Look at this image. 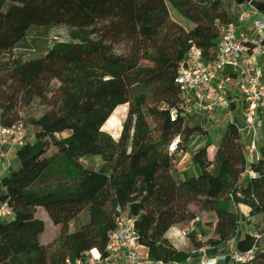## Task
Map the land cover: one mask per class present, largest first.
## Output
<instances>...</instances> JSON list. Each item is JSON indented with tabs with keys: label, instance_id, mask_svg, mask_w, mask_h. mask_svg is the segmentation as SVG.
Listing matches in <instances>:
<instances>
[{
	"label": "rangeland",
	"instance_id": "374dc122",
	"mask_svg": "<svg viewBox=\"0 0 264 264\" xmlns=\"http://www.w3.org/2000/svg\"><path fill=\"white\" fill-rule=\"evenodd\" d=\"M239 9L240 0L4 1L0 122L26 125L19 149L27 165L11 190L15 215L0 236V264H77L80 226L108 230L102 187L110 167L156 130L178 97L174 78L188 41L214 47ZM236 116L204 118L209 140ZM257 130L264 140V118ZM182 160L191 164L178 156L176 169ZM203 221L197 229L211 238ZM257 230L253 221L248 231Z\"/></svg>",
	"mask_w": 264,
	"mask_h": 264
},
{
	"label": "trees",
	"instance_id": "16d2710c",
	"mask_svg": "<svg viewBox=\"0 0 264 264\" xmlns=\"http://www.w3.org/2000/svg\"><path fill=\"white\" fill-rule=\"evenodd\" d=\"M4 1L0 0V8ZM255 3L264 13V0H255ZM237 16L228 18L235 22ZM210 20L214 22L216 17L213 15ZM177 93L171 107H177L180 102ZM209 135L202 116L178 114L176 121H172L165 112L156 130L144 133L136 147L119 156L110 167L102 187L103 203L111 209L108 230L100 232L90 224H82L78 256L82 258L96 249L102 260L108 257V237L116 226L120 206L135 219L139 245L147 250V258L153 263L173 264L205 249H220L236 243V249L241 252L253 246L257 248L255 259L245 264H264V140L260 143L258 158L251 162L243 134L237 124H232L216 147L208 139L206 145L195 151L192 156L195 174L179 172L178 155L188 151L194 137L208 138ZM177 139L178 151L171 153L169 148ZM22 163L20 171L26 169L24 156ZM19 173L11 172L4 179V185L16 182ZM251 173L257 176L254 178ZM170 176L172 183L168 184ZM67 207L63 206V211ZM196 209L199 213H212V220L202 221L213 229L214 237L200 238L197 228L191 227V221L200 217ZM253 221L258 223V230L254 231L259 234L257 240L248 231ZM243 231L246 232L244 239L241 238ZM0 236H8L5 223L0 224Z\"/></svg>",
	"mask_w": 264,
	"mask_h": 264
},
{
	"label": "built area",
	"instance_id": "2783aa9c",
	"mask_svg": "<svg viewBox=\"0 0 264 264\" xmlns=\"http://www.w3.org/2000/svg\"><path fill=\"white\" fill-rule=\"evenodd\" d=\"M174 84L180 102L177 107H170L166 111L172 121H176L178 114L213 119L219 115L241 112L243 126L237 125L238 131L252 134L248 156L251 162L258 158L260 141L257 139V128L264 118V13L257 7L255 0H240L235 22H229L221 28V39L214 47L207 50L192 38L188 41V52L179 64ZM26 131V125L21 121L8 124L0 122L2 158H7L9 151L25 146ZM178 146L179 139L171 144L170 152L176 153ZM250 175L254 178L257 176L255 173ZM11 201L9 195L0 203V224L15 215ZM117 213L116 226L109 233L106 247L108 257L105 260L118 259L122 264H156L148 258L139 257L135 219L120 206L117 207ZM201 222V218L196 217L190 225L197 228ZM258 237V233L254 234L255 240ZM256 254L255 246L245 252L232 246L228 255L209 258L202 264H222L228 259L233 264H245L253 261ZM85 255L87 259L81 258L77 264H99L102 261L96 249ZM65 264L73 263L67 258Z\"/></svg>",
	"mask_w": 264,
	"mask_h": 264
},
{
	"label": "crops",
	"instance_id": "0c3cea01",
	"mask_svg": "<svg viewBox=\"0 0 264 264\" xmlns=\"http://www.w3.org/2000/svg\"><path fill=\"white\" fill-rule=\"evenodd\" d=\"M236 118V124L239 126H243V118H242V114L241 112H235ZM241 118V120L239 121V117ZM205 117H203L204 119ZM213 123L214 121L211 120ZM205 126H206V122H205ZM207 127V126H206ZM224 132L218 133V135L216 136V140L213 141L214 147H216L219 143L220 138L223 136ZM208 138L205 137H194L189 145V149L186 153H180L178 156L181 157L182 155H184L185 157H190V161L191 164H188V167L186 166L183 169H180L182 167H184L185 165H187L185 163L184 160L181 161V164H179L177 166V169L179 172H187L189 174H195L196 170L194 167V164L192 162V156L195 153V151H197L199 148L203 147L204 145L207 144L208 142ZM212 140V139H210ZM252 141V134L250 132H246L243 134V142L246 145V148L248 149L249 143ZM263 141V140H262ZM260 141L259 144L262 142ZM212 142V141H211ZM213 156V153H211V157ZM250 159V157H249ZM22 153L20 151V149H13L11 151L8 152V157L7 158H2L0 156V203L3 202L4 200L7 199V197L12 193L11 190L13 189V187L16 185V183L14 182L12 185L10 186H5L4 185V179L7 177H10L11 172H19V170L22 168ZM247 175L245 174L243 176V179H245ZM209 230V229H208ZM210 233L209 235L211 237H214V233L212 230H209ZM198 232L201 236V238H203V233L201 232V230L198 229ZM233 247H237L236 243H230L227 247L225 248H220V249H205L201 252H199L198 254H195L183 261L180 262V264H202L205 260L209 259V258H213L216 256H220V255H228L231 251V248ZM226 250V253H222V251ZM139 257L142 259L147 258V250L145 248L142 247V250L138 251ZM83 258V257H82ZM99 264H122L121 260L118 259H114L111 261H106V260H102ZM222 264H233L231 262L230 259H228L226 262L222 263Z\"/></svg>",
	"mask_w": 264,
	"mask_h": 264
}]
</instances>
